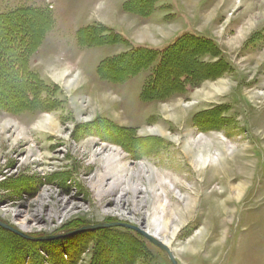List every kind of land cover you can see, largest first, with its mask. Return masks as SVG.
<instances>
[{
    "label": "rangeland",
    "instance_id": "1",
    "mask_svg": "<svg viewBox=\"0 0 264 264\" xmlns=\"http://www.w3.org/2000/svg\"><path fill=\"white\" fill-rule=\"evenodd\" d=\"M30 1L0 0V13L41 0ZM175 2L162 0L150 18L123 9L116 26L130 47L208 40L200 80L163 100L139 97L151 68L121 84L99 78L98 64L126 46H76L82 20L113 23L107 9L93 12L99 0L63 24L52 15L27 58L32 88L21 90L0 57V222L28 238L0 227V264H170L132 228L178 264H264V228L249 223L264 218V0ZM188 50L169 58L162 80ZM97 225L108 227L85 230Z\"/></svg>",
    "mask_w": 264,
    "mask_h": 264
},
{
    "label": "trees",
    "instance_id": "2",
    "mask_svg": "<svg viewBox=\"0 0 264 264\" xmlns=\"http://www.w3.org/2000/svg\"><path fill=\"white\" fill-rule=\"evenodd\" d=\"M155 1L157 0H131L124 4L123 9L130 13L147 15L150 10H146L150 9ZM53 24V16L47 8L20 6L0 13L1 29L3 28L5 31L6 25H15L13 31L9 30L10 35H3L0 39V43L5 44L0 45L1 62L3 65H7L4 71H9L13 78L16 76L23 82L21 90L32 88L31 83L34 81V76L31 73L34 71L29 68L27 58L42 42ZM76 39L82 48L105 45H123L128 48L98 64L97 75L105 81L121 84L151 68L148 79L139 94L144 102L163 100L181 92L185 79L200 80L203 73L202 67H204L202 65V46L208 42L207 39L193 34H183L160 50L130 47L125 38L104 26L83 27L77 31ZM9 41H11L10 45ZM189 47L192 49L188 50ZM186 50H188V59L181 62L174 61L175 66L172 64L174 75L162 80L169 58H176L180 52ZM119 68L120 71L117 70ZM0 72L2 73L3 70L1 69ZM2 103H9V99ZM15 107H21V104L18 103Z\"/></svg>",
    "mask_w": 264,
    "mask_h": 264
},
{
    "label": "crops",
    "instance_id": "3",
    "mask_svg": "<svg viewBox=\"0 0 264 264\" xmlns=\"http://www.w3.org/2000/svg\"><path fill=\"white\" fill-rule=\"evenodd\" d=\"M33 1H35V0H33ZM48 1H50V0H48ZM64 1V0H63ZM62 1V3H61V6H59V7H57V4H55L54 3V0H51L50 1V4H49V2H47V0H41V1H35L36 3L34 4V5H31V3H27V4H22V6H33V7H40V8H46V6H48L49 7V5L52 7V15L54 16V19H55V22L57 23V22H59V21H61V23L63 24V22H65V18L68 16V15H70V17L72 18V19H74L73 18V14L74 13H76L77 12V10H83V6L85 7V6H87L88 4H90V3H94V1L95 0H65L64 2ZM97 1V0H96ZM99 1H101V5L99 6V8H96L95 10H93V12L95 13V14H100L102 11H105L106 9L108 10V14L110 15H112L113 17H111L112 19H113V23H111L108 19H103V18H101V17H96V16H91V18H87V19H85L84 21L82 20V26H80V27H77V29L79 30V29H81V28H83V27H87V26H91V25H93V24H97V23H101V24H103V25H106V26H108L109 25V29H111V30H114L117 34H119V35H121L123 38H125V39H127L129 42H131V41H134L132 38H131V36L129 35H127V33H125L124 32V34L122 35L121 33H118V31L116 30V28H118V27H116V26H118V24H122V18H124L123 16H126V15H128V14H126V13H124V11H123V6H124V4L125 3H127V2H129V1H131V0H99ZM107 1H108V3H109V5L111 6V7H109L108 5H105L106 3H107ZM28 2H31L30 0H28ZM44 2H46L48 5H46V4H44ZM161 2H162V0H157V1H155L153 4H152V6L150 7V9L148 8L146 11H148V10H150L148 13H147V15H139V14H136V13H129V14H131V15H133V16H138V17H141V18H150V16L156 11V9H159L160 8V6H161ZM172 2H173V4H171V3H168V5L170 4V5H172V6H176V2H175V0H172ZM85 4V5H84ZM46 5V6H45ZM159 7V8H158ZM85 9V8H84ZM10 11V10H9ZM87 13V12H86ZM88 14V13H87ZM87 14H85V17H86V15ZM167 14H169V13H167ZM121 15H123L122 17H121ZM130 15V16H131ZM90 16V15H89ZM104 17V16H103ZM80 18V17H79ZM75 20V19H74ZM76 29V30H77ZM75 30V43H76V46L77 47H80L79 45H78V43H77V39H76V33H77V31ZM124 31V30H123ZM127 36V37H126ZM176 38V37H175ZM174 38V39H175ZM173 39V40H174ZM172 40V41H173ZM171 41V42H172ZM170 42V43H171ZM168 45V44H167ZM166 45V46H167ZM106 46V45H105ZM115 46V45H114ZM123 46V45H122ZM125 47V46H124ZM137 47H144V46H137ZM82 48V47H81ZM148 48V47H147ZM126 51V50H125ZM124 52V51H123ZM122 53V52H121ZM118 54H120V53H118ZM118 54H115V55H118ZM114 55V56H115ZM113 56V55H112Z\"/></svg>",
    "mask_w": 264,
    "mask_h": 264
},
{
    "label": "water",
    "instance_id": "4",
    "mask_svg": "<svg viewBox=\"0 0 264 264\" xmlns=\"http://www.w3.org/2000/svg\"><path fill=\"white\" fill-rule=\"evenodd\" d=\"M110 226V225H109ZM0 227L6 229L7 231H10L12 233H15L23 238L28 239L26 236H24L23 234L19 233L18 231H16L15 229L4 225L3 223L0 222ZM104 227H108V225H97V226H93V227H88L85 230H95V229H102ZM133 230H135L139 235H141L145 240H147L151 245H153L154 247H156L157 249H159L161 252H163L164 254H166L170 264H178L174 255L172 254L171 250L162 242H160L159 240H157L154 236L138 230L136 228H132ZM30 239V238H29ZM33 240V239H32ZM39 240H44V239H39Z\"/></svg>",
    "mask_w": 264,
    "mask_h": 264
},
{
    "label": "bare ground",
    "instance_id": "5",
    "mask_svg": "<svg viewBox=\"0 0 264 264\" xmlns=\"http://www.w3.org/2000/svg\"><path fill=\"white\" fill-rule=\"evenodd\" d=\"M106 96V95H105ZM105 104H107L108 102H105V101H103ZM108 104H112V103H108ZM114 104V103H113ZM161 134H163L162 132H161ZM211 157V156H210ZM209 160H210V158H209V156L207 157ZM208 159H202V156H199V162H202V164L204 163H207V160ZM212 159V158H211ZM212 161H214L213 159H212ZM208 164V163H207ZM217 169V168H216ZM225 170V168L223 169V171ZM239 170V174L241 173L242 175L241 176H243V178H245L246 180H248V178L250 177V173H249V169L246 167V166H240V168L238 169ZM213 171V170H212ZM215 171H217V170H215ZM222 171V172H223ZM228 172L227 171H224V180H226V178L228 177ZM232 175H234V173L232 174ZM223 182H225V181H223ZM246 186V182H243V185H239L238 187H236V188H234V187H232V186H230V194L231 193H233L234 194V192L235 193H237L236 195H237V198H238V196H240V193L243 191V190H245V187ZM260 200V199H259ZM257 210V209H256ZM252 211H254V210H252ZM250 223V228H264V218H261L260 219V221H258L256 224H255V222L254 221H251V222H249ZM252 248H258V244H256V245H254V246H251Z\"/></svg>",
    "mask_w": 264,
    "mask_h": 264
}]
</instances>
